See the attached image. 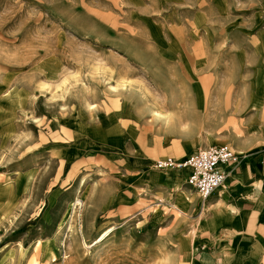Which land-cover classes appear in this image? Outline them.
Returning a JSON list of instances; mask_svg holds the SVG:
<instances>
[{
	"label": "rangeland",
	"instance_id": "1",
	"mask_svg": "<svg viewBox=\"0 0 264 264\" xmlns=\"http://www.w3.org/2000/svg\"><path fill=\"white\" fill-rule=\"evenodd\" d=\"M214 144L264 162V0H0V264H213L145 180Z\"/></svg>",
	"mask_w": 264,
	"mask_h": 264
},
{
	"label": "crops",
	"instance_id": "2",
	"mask_svg": "<svg viewBox=\"0 0 264 264\" xmlns=\"http://www.w3.org/2000/svg\"><path fill=\"white\" fill-rule=\"evenodd\" d=\"M256 152L257 150L255 154L253 152L254 155L249 153L252 156L243 153V159L236 166L232 175L204 201L201 198L198 201L197 197L187 189L178 188L181 180L186 181V172L183 170H177L179 173L162 172L165 173L163 176L157 173L150 174V177L145 180L148 185L173 187L176 191L173 200L176 198V193L180 191L182 207L187 214L179 212L184 216H187L197 205L200 206L201 211L196 220L199 219L200 222L206 217L207 224L203 227L200 235H202L203 241L209 245L207 252L208 254L211 252V256L215 260L212 261L213 264H219L221 258L230 256L236 250L259 252L258 247L263 245L264 182L256 176L261 175L264 171V162L259 156L260 153ZM192 235H195V231ZM250 236L255 238L253 242L249 239Z\"/></svg>",
	"mask_w": 264,
	"mask_h": 264
},
{
	"label": "built area",
	"instance_id": "3",
	"mask_svg": "<svg viewBox=\"0 0 264 264\" xmlns=\"http://www.w3.org/2000/svg\"><path fill=\"white\" fill-rule=\"evenodd\" d=\"M242 159L243 155L235 153L227 144H214L181 158H158L151 167L185 171L186 183L205 200L225 183Z\"/></svg>",
	"mask_w": 264,
	"mask_h": 264
},
{
	"label": "bare ground",
	"instance_id": "4",
	"mask_svg": "<svg viewBox=\"0 0 264 264\" xmlns=\"http://www.w3.org/2000/svg\"><path fill=\"white\" fill-rule=\"evenodd\" d=\"M153 112H154V111H153ZM156 114L160 115V114H159V113H157V112H156ZM240 154H243V153H240ZM71 206H72V204H71ZM201 216H202V215H201Z\"/></svg>",
	"mask_w": 264,
	"mask_h": 264
}]
</instances>
